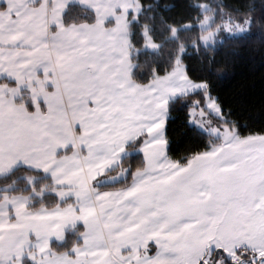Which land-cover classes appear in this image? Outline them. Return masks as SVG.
Listing matches in <instances>:
<instances>
[{"label": "snow or ice", "instance_id": "1", "mask_svg": "<svg viewBox=\"0 0 264 264\" xmlns=\"http://www.w3.org/2000/svg\"><path fill=\"white\" fill-rule=\"evenodd\" d=\"M240 44L264 0H0V264H264Z\"/></svg>", "mask_w": 264, "mask_h": 264}, {"label": "trees", "instance_id": "2", "mask_svg": "<svg viewBox=\"0 0 264 264\" xmlns=\"http://www.w3.org/2000/svg\"><path fill=\"white\" fill-rule=\"evenodd\" d=\"M216 60L226 73V78L217 81L221 95L241 119L260 118L264 109V52L258 45L240 44L234 49L222 48Z\"/></svg>", "mask_w": 264, "mask_h": 264}]
</instances>
